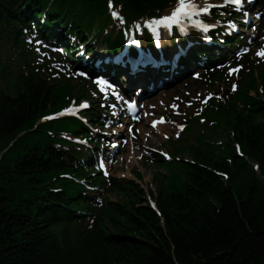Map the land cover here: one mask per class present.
Listing matches in <instances>:
<instances>
[{"label":"trees","instance_id":"obj_1","mask_svg":"<svg viewBox=\"0 0 264 264\" xmlns=\"http://www.w3.org/2000/svg\"><path fill=\"white\" fill-rule=\"evenodd\" d=\"M63 1L59 5L56 3L61 0H53L50 6L60 10L61 22L75 23L71 25L73 31L102 30L110 25L101 0ZM167 1L112 0V4L134 21L146 14L151 16L156 5ZM49 2L0 0V142L11 138L12 130L19 125L31 128L35 123H30L29 118L39 108L42 117L57 108L47 104L51 111L41 109L48 97L45 93L52 96L54 91L46 85L47 78L36 74L40 67L29 59L33 53L18 35L13 17L20 14L21 8L30 10ZM53 82L47 84L57 85V91L74 92L65 82ZM247 83L252 86L254 81L250 78ZM209 119L216 123L215 127L222 122L234 133L241 155L227 143H233L229 138L220 144L200 139L189 148L191 162L168 163L172 174L161 180L156 199V207L165 219L163 224L148 206H140L143 193L131 189L123 193L132 195L133 208L125 209L119 203L114 211L92 214L91 225L74 223L68 232H63L65 225L53 218L60 212L51 208L57 206L51 204L53 196L48 195L49 212L42 214L37 204L47 196L51 185L67 188L70 195L65 200H78L71 190L79 185L57 177V160L63 174L73 172L80 177L84 173L62 162L48 147H42L45 152L39 156L1 162L0 264H264V183L244 160L259 165V176L264 178V101L248 99L240 90L231 102L212 109ZM66 126L71 128L72 124ZM78 127L82 130L76 122L75 129ZM233 180L239 181L235 188L223 185V181L227 185ZM16 193L23 210L16 205ZM73 207L77 208V203ZM66 210L67 222H73L69 206ZM108 215L112 218L108 219ZM49 224L62 229L55 230Z\"/></svg>","mask_w":264,"mask_h":264},{"label":"bare ground","instance_id":"obj_2","mask_svg":"<svg viewBox=\"0 0 264 264\" xmlns=\"http://www.w3.org/2000/svg\"><path fill=\"white\" fill-rule=\"evenodd\" d=\"M46 1V0H45ZM53 2V0H50V2L47 4H43L41 7L39 6H35V7H30L29 9H26V7L21 8L20 14H15L13 15L14 17V23H15V28L16 31L18 32V35L20 37L23 38V41L26 40L25 36L29 35V32L35 27V26H44L46 29V36L51 39L50 41L47 42L46 47L48 48V52H52L53 50L57 51V52H61L60 50L54 48V47H50V46H59L57 45L56 41H54L55 39L51 37V35L47 32V30H52L54 33H60L61 29L60 28H50L49 25L59 21L58 19V12L60 11L56 6H50L51 3ZM62 2H64L63 0H61V2H57L56 4H61ZM102 5H104V7H108L109 6V0L107 1H103L101 0ZM100 4V3H98ZM113 5V4H112ZM116 6H112V9H115ZM67 22V21H66ZM70 25H74V22H70ZM129 27V26H128ZM130 27H133L130 25ZM116 26H112L111 27V31L109 34L113 33L115 30ZM134 28V27H133ZM160 28H158L159 30ZM122 30V29H121ZM66 31H68L69 33H74L73 29L67 28ZM128 34V33H127ZM64 36V35H63ZM109 35L105 34V37H108ZM84 37V36H82ZM136 37H138V34H136ZM152 40H156L153 37L148 38L146 40L147 45L150 44V42ZM183 40V39H182ZM182 40L178 41V47L180 50H183V53L180 55L181 57V61H184L185 58V52L187 51V49L189 48H193L191 45H189V48H182L185 47V42H183ZM90 38H85V43L89 42ZM159 44H157V50H160L167 46L168 42L161 44L160 41H158ZM113 45H118V42L116 41ZM63 47V53L64 51H67L69 48L66 45H62ZM181 46V47H180ZM106 47V46H105ZM163 47V48H161ZM51 48V49H50ZM175 48V47H172ZM106 49V48H105ZM171 50V49H170ZM174 50V49H173ZM169 51V49H168ZM167 52V51H165ZM179 52V50H178ZM188 52V51H187ZM178 53H176L175 55H177ZM90 56H88L87 54L85 55V57H83L81 60H79L77 62V67L78 68H82L80 71V74L85 76L86 78L88 77L87 73L88 70H90L91 67H94L93 65H96V68L98 66V61L93 60V55L89 54ZM29 59L31 61L34 60L33 56H30ZM161 59H155L154 63H156L157 61H159ZM118 62H120V59L116 60ZM41 62H45L47 67V70L52 69L50 68L51 65V61L49 60L48 56L44 57V60H42ZM65 63H68V61ZM121 63V62H120ZM69 64L71 65V73H59V72H55V73H48V71H39L37 70V75L39 77H41V75H46L47 81H46V85L52 90L54 91V93L52 94V96L49 93H45L46 95H48L46 101V95L43 94L42 99L45 101L43 103H45V106H41V109L43 110L46 109V111H51L50 106L48 107L47 104H50L52 107H57L55 112H51L48 113L46 115H44V117H51L48 119H45L44 117L40 116V108L37 110V112L35 114L32 115L31 118H29V120H31L30 123H35L31 128H29L28 126L26 127L25 125H19L17 126L15 129L12 130L11 135L12 137L4 140L2 142H0V163L3 162L4 164H8L10 161H23L24 159H26L27 157H29L30 155H41L43 154V152H45V149H42V147H48L49 149H52L54 153L58 154L59 157L61 158V161L64 162L65 164H68V161L72 159V151L68 148L69 144L67 142V140L69 139H79L82 142L87 141V136L86 134L78 127L75 129L76 127V122H79L77 119H75L73 116H67L66 113H63V110L65 108H73L74 111L73 112H77L79 111L78 105L80 102L83 101V99L78 96V97H74L72 94V90L68 89L66 91H57L58 86L57 85H48L47 83L49 82H53V84H57L58 82L62 81L65 83H68L69 81H72V72L76 69V64L74 62H69ZM125 67V64H121ZM131 65V62H130ZM162 67V68H166L167 65L165 63H161L158 65V68ZM95 68V70H96ZM156 67H154L152 69L153 73L154 71H156ZM99 71L97 72H101L102 69H105L106 71H114V70H110L109 67H107L106 65H102L98 67ZM188 70V69H187ZM35 71V70H34ZM189 71V70H188ZM27 73V72H26ZM141 73V72H140ZM49 74V75H48ZM94 75L96 73H93ZM91 74V75H93ZM154 75H157L156 73H154ZM175 74L172 72V70H169L167 72H165L163 74V80L164 82H172V78ZM105 76V75H104ZM45 77V78H46ZM95 77H100V76H95ZM140 78L143 76H139ZM137 77V78H139ZM88 79V78H87ZM90 80V77L89 79ZM257 84H253L252 86H249L247 82H243L241 83L243 86L247 87L250 90H254V89H262L264 92V81H262L261 77H257ZM32 84V83H30ZM73 83L69 84L72 85ZM93 84H95V82H93ZM166 84V83H165ZM132 85H135L139 88H144L145 87V83H135L133 81H126L123 83V88L125 91L130 90L128 87H131ZM237 87V85H236ZM24 88V87H23ZM46 88V86H45ZM230 89L233 90V85L232 86H221V87H217L209 92H207L204 96H202V99H206V100H211V99H215L221 96H225V94L230 93ZM236 89V88H235ZM69 91V93H68ZM209 93H211L212 95L209 96ZM144 97V96H142ZM42 100V101H43ZM39 103V102H38ZM42 105V104H40ZM63 113V114H61ZM35 116V117H34ZM43 118V120L41 121V119ZM95 115L93 116H86L83 118H80V124L81 126H84L86 124H95L94 121ZM233 119V118H230ZM72 124L71 128L70 127H65V125L67 124ZM62 125V126H61ZM219 127L222 129V131L220 132V135H224L223 136V140H226L227 138H229L230 140L233 141H227V143L230 144H236V140H235V135L233 132H229L226 131L224 124L222 122L219 123ZM99 131L101 132L100 134L104 133L103 131H105V129L102 128V126L98 127ZM108 132V131H105ZM63 133L61 136L60 134ZM111 135V134H110ZM112 136V135H111ZM52 141V138L55 141ZM105 138V136H102L101 139ZM150 139V138H147ZM113 140H116V138L113 136ZM42 142H46L47 145L43 144L41 146ZM117 142V144L121 145L120 141H115V143ZM116 146V145H115ZM234 146V145H233ZM89 150H91V155H95L96 154V146L93 145V141H88L87 142V146H86ZM130 147V146H129ZM235 150L236 147L234 146ZM88 150V151H89ZM96 150V151H95ZM135 152V151H133ZM111 154V153H110ZM108 155L109 154H105L103 157L106 160H110L108 159ZM134 156H136L135 153H133ZM76 157V155L74 156ZM141 158H145V157H141ZM85 159L84 161V166L90 167L89 165V160H87L86 158H82ZM131 159V158H129ZM137 161L139 162L140 158L138 159L136 156ZM146 159V158H145ZM158 159V158H157ZM161 160V164L163 165V167L165 169L168 168V163L164 160V157H160L159 158ZM105 160V162H106ZM114 160V159H113ZM116 161L122 163L121 160L115 159ZM246 161V166L252 171L255 172L256 177H259L260 180L264 183V178L259 176V165H257L254 162L249 161L248 159H244ZM112 162V161H111ZM144 163H146V161H143ZM57 164L59 165V167L56 169V171L58 170V174L59 179L61 177L64 179H70V180H76V181H82V184H79V188H78V192H77V196L76 198H78V200L75 201V198H73L71 201L65 200L67 195V188L65 186H61L58 187L56 185H51L47 192H46V197H44L41 193L42 199L39 200L38 204H37V209L40 210V212L42 214H44V212H49L47 209V201H48V195L51 197L53 196L52 199V203H54L57 206H51V208L53 209H58L60 212H56L54 214V219L60 220L61 221V225H65V228L63 230H61L62 228H60V225H52L49 224L50 228H53L55 230H61L63 232H68L69 231V227L72 226V224H74V222H67L66 219V214H67V210H66V206H69V213L71 215L74 216V212L75 211H80V213H82L84 210H86V219L82 220L80 222V224H87L88 222H93V217L92 214L94 212V210L97 209L96 214H101V213H105L108 210L110 211H114L116 210L115 208L117 207V205L120 203V205L118 206H122L125 209H129V208H133L134 204H133V197L132 195H126L124 192V190H131V189H138L139 191H141L143 193L144 197V201H141L140 206L141 207H145L148 206L149 209H151L155 215L158 217V221L160 224H163L164 222V218L161 214V212L157 209L158 207H156V205H153L151 200L156 201L157 197H158V193L156 192L154 195L152 196H148L146 190H143V188L141 187L140 183L141 182H135L132 179H129V181L127 180H117V181H113V182H107L105 180H103L97 171H95L93 168H89L84 175H81L80 177H77L76 175H74V173H62L61 169H62V165L61 163L57 160ZM106 164H109L106 162ZM115 172L120 171V169L118 167L114 168ZM131 170L133 171V174L136 175V173L134 172V169L131 168ZM237 170V169H235ZM21 172V171H19ZM83 174V173H82ZM91 175V176H96L98 178V186H95L91 181L87 180L86 176ZM39 177V176H37ZM254 180H256L255 177H252ZM252 179V180H253ZM34 182V181H33ZM38 182V181H37ZM34 182V183H37ZM67 183L69 182L68 180L66 181ZM154 182V181H153ZM239 181L238 180H233L230 181L227 185L226 183L223 181V185L227 186V187H234L235 185L238 184ZM156 185V184H155ZM46 189V188H45ZM84 190H89V195L88 196H84L83 192ZM41 189H38V192H40ZM17 194V193H16ZM105 197V198H104ZM132 198V199H131ZM127 199H131V201H127ZM14 200H17V207H19L20 209H24L23 204L20 202V196L19 194L14 196ZM161 201L160 198H158V201ZM77 203L81 204L77 210L73 207V204ZM214 206L217 207L216 203H213ZM116 214L115 216L117 217V212L115 211ZM24 217V216H22ZM108 219H111L112 216L108 215L106 216ZM85 218V217H84ZM71 219V218H70ZM34 220V219H33ZM32 220V221H33ZM72 220V219H71ZM80 224H74V226H79Z\"/></svg>","mask_w":264,"mask_h":264},{"label":"rangeland","instance_id":"obj_3","mask_svg":"<svg viewBox=\"0 0 264 264\" xmlns=\"http://www.w3.org/2000/svg\"><path fill=\"white\" fill-rule=\"evenodd\" d=\"M262 40L264 41V39ZM261 47H264V43H262ZM254 56L255 55H253V57ZM190 89V86H181L174 89L172 93H165L163 95L160 94L158 97H156L155 100L158 101L153 104L156 109L154 116L151 117V119L144 120V123L142 122L136 125L135 132H133V134L130 136V147L128 146L127 151L124 152L125 155L122 159V163L119 162L120 165H118V168L120 171L113 173L114 176L134 180L133 171L131 170V168H133L141 175L142 183H140V185L143 190H151V192L156 193V187L158 186H155L153 183V174L156 171L163 173V170L162 168H156L150 162L144 163V158L140 157H149L151 154H153V152L149 149L155 150L161 147V143H164L163 139L166 140L170 134L171 139H174L173 137H176L179 133H182L181 125L185 126V123H182L181 121L182 118L194 111L193 107L190 105V102H200V99H198L199 93L196 91H190ZM175 101L177 102V105L175 104ZM161 114H168L169 122H166V120L164 123L160 121L162 116ZM156 119H159L160 121L156 125L157 127L159 125V129H149V122ZM159 132H161V134ZM208 134L210 135V133ZM219 136L220 135H218L217 138H219ZM133 153L136 154L138 159L140 158L139 162Z\"/></svg>","mask_w":264,"mask_h":264},{"label":"snow or ice","instance_id":"obj_4","mask_svg":"<svg viewBox=\"0 0 264 264\" xmlns=\"http://www.w3.org/2000/svg\"><path fill=\"white\" fill-rule=\"evenodd\" d=\"M232 3L233 5H235L237 7V9H239L242 4H243V0H225V3ZM112 0H109V7L112 8ZM213 5L211 4H205L204 6H199L197 5V3H195V0H177V5L176 7L171 11L170 14L168 15H163L160 16L159 18H152L150 20L144 21V24L149 27L154 33L157 31V28L159 26H165L168 28H171L172 25L174 24H179L181 21H184L185 19H187V21L196 24L197 26H201L202 25V21L198 20V19H193L194 17H198L201 13H207L209 11V9L212 7ZM113 17H118L119 13H117L116 11L112 12ZM231 27L233 29L236 28V24L233 23L232 21L228 22ZM213 25H204V30L207 31V29L209 27H212ZM137 28H139V25H137ZM261 39H264V37H261ZM37 44L42 43L41 41L37 40L35 41ZM129 43H137V41L134 40H130ZM83 47V46H81ZM245 52L248 51L247 48L244 49ZM258 56L264 57V47H262L261 49H259L256 53ZM239 67V66H238ZM237 68H229V73L235 72L238 70ZM198 75V74H197ZM97 83L99 85H101V90H104L105 85L108 84V82L103 79L100 78L98 79ZM236 85H233V90H235ZM212 94L209 93V96H211ZM134 103V102H133ZM81 107L86 106V104H81ZM131 107V105H129ZM74 109L69 107V108H65L63 110V113H70L73 112ZM61 113V114H63ZM45 119L51 118V117H44ZM155 124V122H153ZM181 127H183L181 125ZM101 168H103V163L101 162L100 165Z\"/></svg>","mask_w":264,"mask_h":264}]
</instances>
